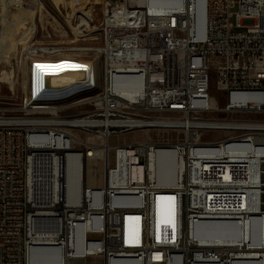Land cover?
Instances as JSON below:
<instances>
[{"label": "built area", "instance_id": "obj_1", "mask_svg": "<svg viewBox=\"0 0 264 264\" xmlns=\"http://www.w3.org/2000/svg\"><path fill=\"white\" fill-rule=\"evenodd\" d=\"M62 1L72 34L100 43L102 66L39 58L51 51L30 45L16 52L31 72L19 106L0 100V264H41L42 247L45 264H264V0ZM53 77L65 84L50 87ZM85 103L90 111L64 114ZM139 131L145 139L110 147ZM97 137L110 148L100 188L85 172ZM161 150L175 156V185L154 178ZM68 154L85 156L78 180ZM44 183L46 204L37 197ZM161 196L172 199V224L158 235ZM204 226L224 238L206 237ZM39 231L55 233L48 246Z\"/></svg>", "mask_w": 264, "mask_h": 264}, {"label": "bare ground", "instance_id": "obj_2", "mask_svg": "<svg viewBox=\"0 0 264 264\" xmlns=\"http://www.w3.org/2000/svg\"><path fill=\"white\" fill-rule=\"evenodd\" d=\"M26 1L27 0H0V17H3L6 22L5 28L0 30V57L12 56L13 54H15V51L18 49L19 45L23 44L24 42L28 40L29 35L35 30L34 19L37 13L40 14L41 18L43 15H47L44 7L41 5L37 6V10L36 11L34 10L35 12L33 15V12H32L33 4L30 1H28L25 4ZM90 1L93 2V5H98L97 0H90ZM38 3L40 4L39 1ZM8 11H12V14H9ZM203 29H204V21H203V16H202L200 20L199 28H198L199 34H202ZM56 50L48 53V54H52V56H39V55H35V56H39V58H42V57L59 58L62 61L68 62L69 65L79 66L80 63H83V62L76 61L72 56L63 54L62 52L56 51ZM39 66L49 67V60H39ZM33 73L35 77L42 76V74L39 75V72L33 71ZM2 77L5 78L8 82H10L11 86L14 87L15 85L14 79L16 78L14 75V70H11L10 72L2 73ZM63 77H53V78H49V80H46V81H48V84L50 87H55V88L61 87L62 85L65 84ZM66 79L75 80V73L66 72ZM77 86H78L77 84L70 85L68 86V88H66V90L74 91L77 89ZM34 91H38V84H34ZM110 147H112V145ZM109 153H110V148L108 146H106L105 144L100 145V147L97 149L96 152H91L89 154L88 156L89 158L87 159V162L94 161V160L96 161L102 160L106 163L109 160ZM84 161H85V156H82V155L75 156L72 154H68L67 156V163L69 166H73L74 171L77 173V180L80 176L79 175L80 167L78 163L80 164L81 162H84ZM151 166H152L154 178H156V180L160 184L170 185V186L175 185L174 175H175L177 168L179 167H177L176 165L175 156L173 153H171L170 151H166V150L159 151L155 155V157L151 160ZM86 171L87 170L85 169V172ZM45 181L46 179H44V182ZM44 184L46 185V188H45V185H42V184L38 186L37 197L39 199V202L46 204L48 203L46 199L47 198L49 199L48 192H50L49 189L51 187H49L48 183H44ZM78 188H79L78 183L76 181L74 186H71V190L77 191ZM171 200L167 197L161 196L157 198V200L155 201V224H156V231L158 235H159L160 230L165 232L168 226L172 224V216H171L172 211L170 209ZM47 214L48 213L43 211V212H40L39 215L45 216ZM38 220L39 222L42 220L43 222L46 221L45 218H42V219L38 218ZM204 227L205 228H203V231L206 232L205 234L206 237H213V238H218V239L224 238L222 234H213L212 232L213 227L211 226H204ZM54 236H55V233L53 231L48 232V233L39 231L37 232L36 239L40 243H42L43 246H48L51 243L50 241L52 240V238H54ZM47 248L48 247H42L40 250H43V251H41L38 254L36 253L34 255V258L37 262L41 264H45L47 262V252L49 250ZM253 257H256V255L249 256L248 258H253ZM129 262L130 261H127V260H120V261H117L115 264H129ZM237 264H253V263L251 261H246V262L237 263Z\"/></svg>", "mask_w": 264, "mask_h": 264}, {"label": "rangeland", "instance_id": "obj_3", "mask_svg": "<svg viewBox=\"0 0 264 264\" xmlns=\"http://www.w3.org/2000/svg\"><path fill=\"white\" fill-rule=\"evenodd\" d=\"M28 1L32 2L33 4L32 6L33 15H34V12L37 10L38 5H41L44 7L47 15H43L41 18L40 14L37 13L38 15H36L34 19L35 30L29 35V38L26 42L19 45L17 49L18 51L21 50V47H25L26 45H30V46H33L34 48H41V49H46L50 51H55L57 49L56 51H60L63 54L72 56L78 62H83V61H80V59L87 60V61L96 60L99 71L101 70L102 59L98 58L96 53L94 52V49L98 48L100 46V43L95 42V41L92 42L89 40L83 41V39H78L74 34H72V29L67 27L66 25L67 23L65 22V19H64V18H67V14L65 13V11L68 12V9L65 7L66 4H64L62 0H27L25 4ZM38 1L40 2V4L38 3ZM94 10H95L94 11V22H95V25L98 26L100 19H101V7L97 6L95 7ZM236 10H237V7H235L232 11L235 12ZM8 13L12 14V11H8ZM62 15L64 18L62 17ZM5 24L6 22L4 18L0 17V30L5 28ZM17 50L15 51V54ZM15 54H13L10 57H0V82H1L0 83V100L5 102V105H8L9 107L19 106V104L22 102L23 85L26 84L28 80V72L31 71V66L30 68L27 69V68L20 67L18 64H16L15 58H14ZM39 56H42V55H39ZM48 56H52V54H49ZM11 62L14 67V75L16 76V79H18V81L14 79L15 81L14 87H12L11 83L2 77V73L10 71V67L8 66V64L11 66ZM24 67L26 66L24 65ZM17 75L19 78H17ZM215 79H216V74L212 73L211 94L213 97L219 98L221 96V93L217 91ZM31 91H34V84H31ZM84 101L85 100H82L81 102L83 103ZM222 106H223V102L220 101L219 107L222 108ZM91 109H92L91 105L89 103H85V104L78 105L75 107L65 108L64 114L87 112V111H90ZM81 136L88 140L93 139L84 134H81ZM146 136L147 134L144 131L131 132V133H126V134H122L119 136H115L109 141V143L110 145L115 146V145H120L123 143L143 140L146 138ZM223 137L224 135L222 133L205 134V138L211 139V140H218ZM152 138L156 139L157 137L156 135H152ZM95 141L98 145L105 144L103 138L97 137L95 138ZM112 157L113 155L111 153L110 154L111 160H112ZM86 170H87L86 171L87 185L90 187H94V188H100L103 184V175H104L103 161L102 160L88 161L86 165ZM88 264H92V263L89 262Z\"/></svg>", "mask_w": 264, "mask_h": 264}, {"label": "snow or ice", "instance_id": "obj_4", "mask_svg": "<svg viewBox=\"0 0 264 264\" xmlns=\"http://www.w3.org/2000/svg\"><path fill=\"white\" fill-rule=\"evenodd\" d=\"M37 67H40L39 65H37Z\"/></svg>", "mask_w": 264, "mask_h": 264}]
</instances>
